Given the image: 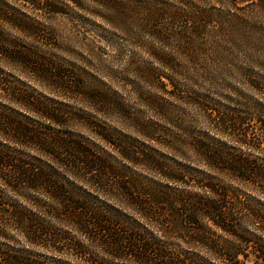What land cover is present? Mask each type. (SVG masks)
Wrapping results in <instances>:
<instances>
[{
  "label": "trees",
  "instance_id": "16d2710c",
  "mask_svg": "<svg viewBox=\"0 0 264 264\" xmlns=\"http://www.w3.org/2000/svg\"><path fill=\"white\" fill-rule=\"evenodd\" d=\"M83 1L113 30L134 25L155 44H179L182 27L160 20L185 16L178 6L0 0V264H264V66L248 82L254 104L215 126L232 142L207 170L215 183L198 186L204 197L187 198L179 166L147 164L156 184L127 175L58 101H70L76 87L52 53L54 20ZM90 133L122 158L138 154L109 142L110 134ZM99 197L123 206H97Z\"/></svg>",
  "mask_w": 264,
  "mask_h": 264
},
{
  "label": "rangeland",
  "instance_id": "374dc122",
  "mask_svg": "<svg viewBox=\"0 0 264 264\" xmlns=\"http://www.w3.org/2000/svg\"><path fill=\"white\" fill-rule=\"evenodd\" d=\"M129 1L183 8L185 16L176 21L160 18L182 27L173 39L179 44H155L134 25L113 30L92 13L101 11L96 5L69 4L54 20L52 53L68 68L76 90L70 101H58L84 119L76 126L114 168L156 184L159 178L147 164L179 166L182 195L204 197L198 186L215 183V173L207 171L215 152L232 147L216 124L243 116L256 101L248 82L259 72L254 66H264V0ZM166 75L175 87L167 85ZM90 130L110 134L109 142H126L138 154L133 161L122 158ZM96 204L123 206L105 197Z\"/></svg>",
  "mask_w": 264,
  "mask_h": 264
}]
</instances>
